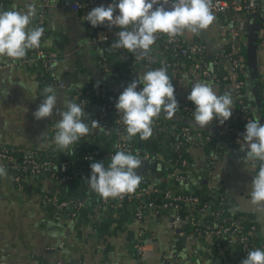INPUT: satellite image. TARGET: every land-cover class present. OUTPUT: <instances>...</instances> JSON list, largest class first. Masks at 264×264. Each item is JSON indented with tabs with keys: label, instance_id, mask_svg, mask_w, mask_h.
Listing matches in <instances>:
<instances>
[{
	"label": "crops",
	"instance_id": "1",
	"mask_svg": "<svg viewBox=\"0 0 264 264\" xmlns=\"http://www.w3.org/2000/svg\"><path fill=\"white\" fill-rule=\"evenodd\" d=\"M40 0H35L36 11ZM74 0H49L43 42L51 38L52 44L43 48L58 55L55 67L57 84L48 82L41 64L30 58L22 60L0 59V143L18 148H35L40 151H59L51 143L55 133L53 115L36 120L33 112L43 100L41 91L52 86L58 93L57 108L70 100V90L84 87L93 81L104 80L109 90L120 94L115 80L104 73L101 54L112 67L125 63V49L105 48L91 39L92 31L85 25L78 12L68 4ZM263 1V0H261ZM32 0H1L0 10L24 11ZM264 14V11L263 13ZM242 15L244 41V88L242 97L250 105L252 118L258 116L264 124V51L260 45L262 17ZM214 22L198 34L185 32L186 41L202 39L211 52L223 50L227 44L225 25L228 14L215 15ZM34 20V18H33ZM32 20V23H33ZM32 27V24L30 25ZM146 70L133 63L131 74ZM175 94L183 101L191 91L187 78L181 81L170 77ZM211 83L218 95L231 92L233 106L235 97L231 88ZM162 116H166L163 112ZM88 124V120L84 118ZM193 131L192 143L183 149L188 157L189 179L184 184L168 180L162 156L167 149L155 139L140 141L132 139L133 155L149 153L151 160H142L136 169L142 175L141 183L168 186L173 190L197 192L204 189L216 192L224 199V208L231 214L256 225L258 235L264 239V209H257L249 200L250 184L258 171L244 159L240 147L230 145L225 138H214L210 127L200 128L190 121ZM46 133L44 136L42 134ZM212 135L211 141H202ZM195 140V141H194ZM200 143H195V142ZM95 154L106 148L105 136L84 142ZM159 166V168L157 167ZM88 173V178L91 172ZM8 176L0 178V264H164V256H171L172 264H241L245 259L238 249L212 237L191 233L185 224L176 230L170 226V211L153 213L144 211L138 219L131 207L114 203H100V196L92 192L84 176L57 185L47 175L29 177L23 192L16 191ZM45 194L62 198L82 197L83 206L73 215L56 214L54 205L44 199ZM53 233L56 235L54 236ZM145 244L147 258L139 261L136 244Z\"/></svg>",
	"mask_w": 264,
	"mask_h": 264
},
{
	"label": "built area",
	"instance_id": "2",
	"mask_svg": "<svg viewBox=\"0 0 264 264\" xmlns=\"http://www.w3.org/2000/svg\"><path fill=\"white\" fill-rule=\"evenodd\" d=\"M110 3L112 0H74L68 4L71 10L79 13L81 21L92 31L91 39L99 42L104 49H109V46L118 39L120 29L109 28L106 24L93 27L84 20V16L92 8L107 6ZM48 6L49 0L39 1L32 27L41 26L45 29ZM263 11L264 0H213V14L218 17L223 14L230 16L225 25L227 44L223 50L216 53L211 52L202 39L186 41L181 35L169 39L167 35L158 34L147 58L136 60L133 53L125 50V63L119 67H112L103 52L100 58L101 68L104 73L115 80L121 92L136 79L131 74L134 62L139 63L146 71L165 67L169 77L180 81L187 78L191 84L206 80L229 86L235 97L231 117L223 125H220L214 118L207 127L214 131V138H225L230 145L240 147L238 141L242 140L245 125L249 119H252V113L250 105L241 94L245 84L242 72L246 37L243 35L238 20L242 15L250 13L261 15ZM260 45L264 51V19L261 25ZM28 53L31 59L41 64L48 82L56 85L55 68L51 65L53 61H58V55L45 50L43 46L29 50ZM209 64L213 66L212 71H208ZM140 87L142 86L138 85V90ZM119 95L109 90L102 79L70 90L71 101L84 107L85 119L88 120L90 132L67 150L42 151L44 153H41L35 148H18L0 143V165L6 167L11 186L16 191L23 192L29 177L42 174L47 175L57 185H62L79 176L88 178L86 172H91L89 163L91 160L103 161L107 167L111 156L117 150L132 154L134 152L132 140L122 139L126 133L115 109ZM175 97L179 106L175 114L171 118L160 115L154 119L153 134L149 139H155L167 149L166 154L162 156V161L166 166L168 180L184 184L189 179L187 173L189 162L183 145L188 142L192 143L193 131L190 121L193 118L195 106L181 100L176 94ZM91 120L98 121L100 126L107 129L108 134L100 129L92 128ZM98 133L105 136L107 147L100 148L96 154L86 146L83 149L82 143L96 139ZM213 137L205 135L202 141H211ZM139 158L149 161L153 157L149 153H139ZM44 199L54 205L56 214L64 213L68 216H73L84 203L82 197L62 198L56 194H45ZM100 203L106 206L118 203L131 207L138 219H141L144 211L153 213L170 211V226L174 230L178 229L181 224H185L193 234L212 237L217 244L226 242L235 246L244 258L250 250L256 248L264 250V239L258 235L256 225L246 224L243 219L234 214L223 213L226 211L224 199L213 191L205 190L202 194H198L188 190H173L168 186L140 183L134 193L124 195L122 198L107 200L100 197ZM136 255L140 262L146 260L144 243L136 244ZM172 262L171 256H164V264H172Z\"/></svg>",
	"mask_w": 264,
	"mask_h": 264
},
{
	"label": "clouds",
	"instance_id": "3",
	"mask_svg": "<svg viewBox=\"0 0 264 264\" xmlns=\"http://www.w3.org/2000/svg\"><path fill=\"white\" fill-rule=\"evenodd\" d=\"M212 4L213 0H112L107 6L92 8L84 20L93 27L106 24L109 28H119L118 39L109 46V50L125 49L133 53L136 60H141L148 57L158 34L174 39L186 31L198 34L208 28L215 20ZM35 16V0L27 3L24 11L0 10V59L22 60L29 50L41 48L45 29L30 27ZM51 44V38L43 42L44 47ZM57 63L53 61L51 67L55 68ZM212 70L213 66L209 64L208 71ZM138 85L142 86L139 90ZM40 93L44 98L33 112V117L36 120L48 118L53 115L54 109L60 117L54 125L52 144L62 151L67 150L89 134V125L84 122V107L65 100L62 107L57 108L58 93L52 86H45ZM186 98L195 106L193 121L200 128L209 126L214 118L223 125L232 115L231 92L218 95L211 83H193ZM178 107L175 87L165 67L138 73L115 103L126 133L122 139L130 141L138 136L140 141L148 140L153 134L154 119L162 112L171 118ZM91 127L108 134L107 129L96 120H91ZM241 141L238 143L240 151L245 152L244 159L252 167L258 165L250 184L249 202L257 209H264V124L258 116L247 121ZM141 164L138 155L117 150L107 167L103 161L90 164L91 174L86 182L92 192L105 200L122 198L134 193L142 182V175L135 171ZM7 175L6 167L0 165V178ZM241 264H264V250L256 248L248 251Z\"/></svg>",
	"mask_w": 264,
	"mask_h": 264
},
{
	"label": "trees",
	"instance_id": "4",
	"mask_svg": "<svg viewBox=\"0 0 264 264\" xmlns=\"http://www.w3.org/2000/svg\"><path fill=\"white\" fill-rule=\"evenodd\" d=\"M82 147H83V149H84V144L82 143ZM100 152V151H99ZM103 152V151H102ZM41 153H44V152H42L41 151ZM187 156V155H186ZM94 161L93 160H91V161H89V163L91 164V163H93ZM205 190L204 189H200V190H198L197 191V193L199 194H202L203 192H204ZM223 213H225L226 215H230L231 213H229V212H227V210L226 211H223ZM246 222V224H249V223H251V222H248V221H245Z\"/></svg>",
	"mask_w": 264,
	"mask_h": 264
},
{
	"label": "water",
	"instance_id": "5",
	"mask_svg": "<svg viewBox=\"0 0 264 264\" xmlns=\"http://www.w3.org/2000/svg\"><path fill=\"white\" fill-rule=\"evenodd\" d=\"M248 16H249V17H256V18H259V17L264 18V14L258 15V14H256V13H250Z\"/></svg>",
	"mask_w": 264,
	"mask_h": 264
}]
</instances>
